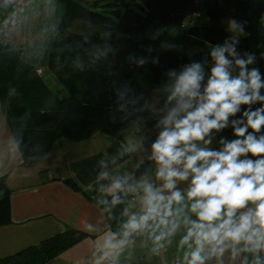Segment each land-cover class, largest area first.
<instances>
[{"label":"clouds","instance_id":"obj_1","mask_svg":"<svg viewBox=\"0 0 264 264\" xmlns=\"http://www.w3.org/2000/svg\"><path fill=\"white\" fill-rule=\"evenodd\" d=\"M56 11V0H0V42L7 45L28 14L42 15L40 44L28 48L43 55L58 35ZM229 31L208 57L167 72L150 146L129 138L116 157L99 161L96 202L114 223L104 229L84 223L94 239L86 264H130L137 248L149 260L171 253L169 264H264V74L250 67L254 53L238 51L244 25L232 21ZM108 51L97 47L93 56ZM148 62L136 59L139 66ZM128 91L117 93L120 111L138 103L126 99ZM0 113L8 115L3 105ZM229 128L232 139L220 135ZM21 143L19 133L0 132V163L22 155ZM134 153H144L137 170L149 162L143 173L109 169Z\"/></svg>","mask_w":264,"mask_h":264},{"label":"trees","instance_id":"obj_2","mask_svg":"<svg viewBox=\"0 0 264 264\" xmlns=\"http://www.w3.org/2000/svg\"><path fill=\"white\" fill-rule=\"evenodd\" d=\"M63 13L58 35L53 39L48 73L63 86L59 98L46 83L45 75L18 57L0 60V105L12 133H19L23 167H33L60 138L84 141L103 133L121 140L140 116L152 91L158 88L161 74L191 61L209 56L205 47L230 37L229 25H244L238 51L264 53V23L251 16L261 0H56ZM74 20L88 24L82 34H69ZM207 22L203 26L200 22ZM110 32L125 37V42H107ZM108 48L106 56L95 59L93 52ZM151 48L149 53L147 49ZM202 50V51H200ZM138 57H147L143 66ZM158 58V63H152ZM82 66V67H81ZM11 88L16 94L8 96ZM129 89L126 99L139 98L125 111L118 109L117 93ZM73 189L78 186L65 181ZM12 224L9 191L0 178V227ZM88 235L77 229L42 241L0 260V264H46Z\"/></svg>","mask_w":264,"mask_h":264},{"label":"crops","instance_id":"obj_3","mask_svg":"<svg viewBox=\"0 0 264 264\" xmlns=\"http://www.w3.org/2000/svg\"><path fill=\"white\" fill-rule=\"evenodd\" d=\"M56 5V17L59 21V4L56 2ZM251 16L264 23V0H261V4L251 11ZM2 18L3 13H0V20ZM200 23L203 26L207 25L205 21ZM43 24L42 15L37 17L28 14L22 18L17 33L12 35L10 42L7 45L0 42V60L18 57L25 64L40 70L46 78V74L49 75L47 66L53 40L46 45L43 55H30L32 49L28 48L30 42H34L35 45L40 44L39 33ZM2 40L3 37H0V41ZM203 52H210V47H205ZM250 67H258L264 74V53L257 55L256 63ZM172 69L179 71V68ZM169 70L171 69L161 74L158 88L167 80L166 74ZM158 88L150 93L140 116L121 140L103 133H96L84 141L60 138L54 142L49 153L33 167H23L21 155L14 161L4 159L0 163V178H4L5 186L9 191L12 221L8 226L0 227V260L38 245L67 229H77L87 233L84 231L85 222L96 224L100 229L114 223L102 216L100 206L96 202L99 195L96 191V175L100 171L99 161L116 157L121 145L129 138H140L145 148L150 146L156 135L154 125L160 115L158 109L161 105L156 103L159 96ZM51 91L54 92L52 89ZM0 132L11 134L2 113H0ZM220 135L229 139L234 138L230 128L225 129ZM215 146L214 141L213 147ZM143 156L144 153L124 156L117 159L115 165L110 164L109 169L118 172L136 170L139 175L149 166V162L145 160V164L140 165L137 170V165ZM67 179H71L79 189L75 190L68 185L65 182ZM119 213L118 207L113 214L118 218ZM87 235L46 264H86V258L90 255L94 243L93 235L90 233ZM170 255L171 253H167L149 260L145 251L137 248L130 264H169Z\"/></svg>","mask_w":264,"mask_h":264},{"label":"rangeland","instance_id":"obj_4","mask_svg":"<svg viewBox=\"0 0 264 264\" xmlns=\"http://www.w3.org/2000/svg\"><path fill=\"white\" fill-rule=\"evenodd\" d=\"M80 4L85 5L86 3L89 2V0H77ZM127 2L130 3H141L142 0H126ZM63 13L62 10V5L59 3V18L61 17ZM88 27L87 23H84L82 21L79 20H74L71 22L70 26L68 27V32L69 34H73V35H80L83 33L84 29ZM229 34L232 35V32L229 31ZM105 41L109 42H119L122 41L120 43V45H122L125 42V37L122 36L119 33H114V32H110L109 34H107L104 37ZM46 83L48 84L49 87H51V89L62 98V96L65 94L64 90H63V86L60 83L59 79L53 75V74H46Z\"/></svg>","mask_w":264,"mask_h":264},{"label":"built area","instance_id":"obj_5","mask_svg":"<svg viewBox=\"0 0 264 264\" xmlns=\"http://www.w3.org/2000/svg\"><path fill=\"white\" fill-rule=\"evenodd\" d=\"M183 66H184V65H181V66L179 67V70H180ZM37 73H38V74H41V71L38 70Z\"/></svg>","mask_w":264,"mask_h":264}]
</instances>
